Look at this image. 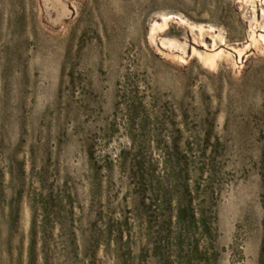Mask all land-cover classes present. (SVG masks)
I'll use <instances>...</instances> for the list:
<instances>
[{
	"label": "rangeland",
	"instance_id": "1",
	"mask_svg": "<svg viewBox=\"0 0 264 264\" xmlns=\"http://www.w3.org/2000/svg\"><path fill=\"white\" fill-rule=\"evenodd\" d=\"M164 16L187 24L152 41ZM190 198L203 232L179 230ZM263 244L264 0H0V264H264Z\"/></svg>",
	"mask_w": 264,
	"mask_h": 264
},
{
	"label": "trees",
	"instance_id": "2",
	"mask_svg": "<svg viewBox=\"0 0 264 264\" xmlns=\"http://www.w3.org/2000/svg\"><path fill=\"white\" fill-rule=\"evenodd\" d=\"M144 122L141 123L142 127L144 125L143 124ZM130 123H132V121ZM184 190H185V192L187 194H189V188L188 187H185ZM151 195H154V197H160L162 199L160 201H154L155 203H158V205H160L159 207H161V209H164V208H169L170 209L171 208L172 201H167V197L169 196L167 193H165V192H160L159 193V192H154L153 191ZM192 205H193V200H191V198H190L189 203L185 206L184 210L181 208L182 207L181 204H179V203L176 204V211L178 213L176 220H177V223H178V227L180 228V229L179 228L178 229L181 230V231L183 230L184 232L190 233V231L194 227L196 228V226L198 227V226L202 225V227L200 226L201 227L200 231L203 232V231H205L207 229V223H206V221L204 220V217H203L204 215H203L202 212H199V214H200V218L199 219L200 220L198 222L196 220V215H197L196 209L192 208ZM162 211H161V213H162ZM182 213L185 214V215L187 214V217H189V218L182 217L181 216ZM170 219L171 218L168 219L169 223H170ZM192 250H194V251L197 250V246H193ZM263 258H264V244H263V248H262V259Z\"/></svg>",
	"mask_w": 264,
	"mask_h": 264
},
{
	"label": "bare ground",
	"instance_id": "3",
	"mask_svg": "<svg viewBox=\"0 0 264 264\" xmlns=\"http://www.w3.org/2000/svg\"><path fill=\"white\" fill-rule=\"evenodd\" d=\"M169 21H176L178 22L179 24L181 25H186L187 22L181 18H178V17H174V16H164L162 18V22L161 24H154L151 28V40L154 41V37H155V34L157 32H161L163 31L167 24L169 23ZM203 35V29L202 27L199 28V37H202ZM219 40L221 42H223L222 40V37L220 35H217V36H213V47L212 48H215V45H216V41ZM256 42V39L253 38V43ZM161 46L162 47H166V48H169V49H181L182 47L178 46L176 43H173V42H162L161 43ZM222 52V51H221ZM215 53V54H206L204 56H201V61L203 62L204 66L212 69L214 68L215 64H216V60L220 57V53ZM236 54H237V57L239 58V60H241L242 58V55H243V51L242 50H237L236 51Z\"/></svg>",
	"mask_w": 264,
	"mask_h": 264
}]
</instances>
